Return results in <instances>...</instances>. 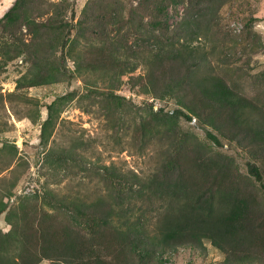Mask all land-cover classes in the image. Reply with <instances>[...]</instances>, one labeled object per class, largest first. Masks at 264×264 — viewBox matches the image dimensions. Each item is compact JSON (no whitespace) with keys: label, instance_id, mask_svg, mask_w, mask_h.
Returning a JSON list of instances; mask_svg holds the SVG:
<instances>
[{"label":"trees","instance_id":"16d2710c","mask_svg":"<svg viewBox=\"0 0 264 264\" xmlns=\"http://www.w3.org/2000/svg\"><path fill=\"white\" fill-rule=\"evenodd\" d=\"M235 1L87 0L80 14L71 0L14 1L0 17V72L18 59L26 71L7 99L36 106L24 116L41 123L43 162L98 183L90 197L49 186L18 195L16 176L0 195V215L6 212L10 226H0V264H166L169 252L204 248L206 240L226 264H264V87L237 77L252 76L232 56L239 43L246 48L253 40L223 32L222 10ZM180 5L172 23L171 10L180 13ZM256 20L252 15L245 23L247 39ZM67 76L81 77L84 91L58 95L41 120L39 102L21 89ZM125 82L154 100L135 105L119 92ZM74 98L113 135L129 133L131 146L156 167L144 175L126 172L92 161L76 140L49 145L63 105ZM155 99L174 107L156 109ZM194 117L208 141L182 127ZM223 139L249 154L254 178L213 147ZM1 152L9 157L5 170L19 149L5 139Z\"/></svg>","mask_w":264,"mask_h":264},{"label":"rangeland","instance_id":"374dc122","mask_svg":"<svg viewBox=\"0 0 264 264\" xmlns=\"http://www.w3.org/2000/svg\"><path fill=\"white\" fill-rule=\"evenodd\" d=\"M14 1L11 2V5ZM71 1L77 10V14H80L87 0ZM179 9L180 13L171 10L170 20L172 23H175L181 17L183 5H180ZM252 15H255L257 20L252 26V39H247L249 38L246 37L249 30H247L245 23ZM222 24L223 32L227 35V38L231 40L236 39V37L241 40L244 38L245 43L247 40H253L252 46L246 48L243 43H239L232 57L237 59V65L241 67V71L252 74V76L246 74L242 76L240 72L237 77L241 76L246 84L251 85L253 88L254 86L258 87V85L264 87V0H236L233 3L226 4L222 10ZM68 64L71 68H74L72 60H69ZM25 71V64L22 63L21 59H18L11 62L6 70L0 72V98L2 93L4 94L0 102V146L3 144V140L8 139L10 142L16 143L19 149L18 159L5 170L2 168L5 167L9 157L6 152L0 153V195L4 191V187H9L10 181L17 176L15 189L18 195L34 191L40 193L45 186H49L71 197H90L98 183L95 177H84L83 173L75 175V171H72L68 176L64 175L63 172L58 174L48 163L42 161L45 148L41 144V123L33 122L29 117L24 116V111L28 107L36 106L32 103H25L23 97L16 99L14 103L7 99L6 94L16 88L18 77ZM139 71H145V69L139 67ZM230 71L232 72V70ZM125 79L127 80L128 77L125 76ZM75 89L80 92L84 91V81L81 77L67 76L51 84L26 86L21 90L27 96H31L39 102L41 120H43L48 115L47 105L50 102L58 95L75 91ZM119 92L126 95L137 106L145 105L154 100V97L135 94L126 82L121 86ZM160 106L173 108L174 102L167 99H155V108L157 109ZM181 124L184 129H189L196 133L200 139L208 141L206 128L200 125L195 117L191 121L183 119ZM128 134L121 132L120 136L113 135L106 129L105 121L97 112L85 111L74 98L63 105V111L58 117L49 145L75 144L76 140L78 143H83L82 145L92 161L100 164L113 163L123 171L135 170L144 175L156 167V160L150 158L147 154L139 153L136 147L131 146L130 135ZM222 141V146L213 143V147L235 157L241 172L254 178L249 172V154L235 142L226 139ZM15 166V169H11ZM261 169L264 175L263 164ZM256 184L259 185V181H256ZM99 186L102 190L104 189L103 184ZM15 199L14 196L10 201L12 202ZM158 206V202L155 206H152L155 213ZM5 213L0 215V226L3 229H9L10 226L5 219ZM151 222L152 227L157 226L153 221ZM204 246V248L199 249L180 246L177 251L166 254L168 258L166 264H226L225 254L214 246L211 241L206 240ZM40 264L51 263L48 259H44Z\"/></svg>","mask_w":264,"mask_h":264},{"label":"bare ground","instance_id":"6f19581e","mask_svg":"<svg viewBox=\"0 0 264 264\" xmlns=\"http://www.w3.org/2000/svg\"><path fill=\"white\" fill-rule=\"evenodd\" d=\"M13 0H1L0 1V15H2L7 8L11 5Z\"/></svg>","mask_w":264,"mask_h":264}]
</instances>
